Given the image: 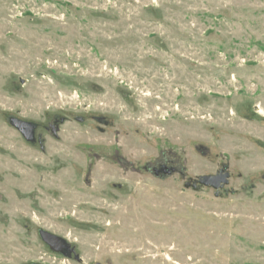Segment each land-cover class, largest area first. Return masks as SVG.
Returning a JSON list of instances; mask_svg holds the SVG:
<instances>
[{"label":"rangeland","instance_id":"1","mask_svg":"<svg viewBox=\"0 0 264 264\" xmlns=\"http://www.w3.org/2000/svg\"><path fill=\"white\" fill-rule=\"evenodd\" d=\"M0 264H264V0H0Z\"/></svg>","mask_w":264,"mask_h":264},{"label":"water","instance_id":"2","mask_svg":"<svg viewBox=\"0 0 264 264\" xmlns=\"http://www.w3.org/2000/svg\"><path fill=\"white\" fill-rule=\"evenodd\" d=\"M169 170L168 172H170ZM229 172L223 171L216 175H203L200 177V182L206 186H213L215 188H220L222 185L227 184L229 182ZM46 238L51 239L50 235L46 234ZM51 244L56 246L55 242L51 240Z\"/></svg>","mask_w":264,"mask_h":264},{"label":"flooded vegetation","instance_id":"3","mask_svg":"<svg viewBox=\"0 0 264 264\" xmlns=\"http://www.w3.org/2000/svg\"><path fill=\"white\" fill-rule=\"evenodd\" d=\"M158 169L160 170L159 173L164 174V173L173 172L176 168L174 166H169L166 163H162ZM169 170L171 171L168 172Z\"/></svg>","mask_w":264,"mask_h":264}]
</instances>
